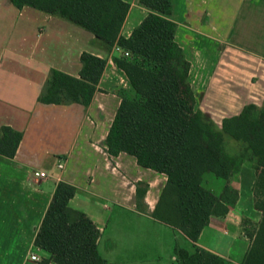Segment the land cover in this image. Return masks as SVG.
Instances as JSON below:
<instances>
[{"label": "crops", "instance_id": "crops-1", "mask_svg": "<svg viewBox=\"0 0 264 264\" xmlns=\"http://www.w3.org/2000/svg\"><path fill=\"white\" fill-rule=\"evenodd\" d=\"M123 1L129 9L120 35L128 38L150 10L140 0ZM171 2L169 18L176 25L174 40L190 64L187 82L195 108L220 127L244 106H261L264 0ZM83 52L106 60L90 103L38 102L51 69L78 77ZM114 55L63 18L0 0V128L22 134L12 158L0 155V264H42L49 257L34 239L59 182L75 188L69 206L85 213L100 231L98 252L107 264H178L176 245L241 264L261 219L254 207L252 164L243 162L228 179L237 201L226 215L210 217L197 242L155 220L152 213L166 175L139 166L127 153L112 157L106 149L121 101L134 97ZM37 169L49 177L29 185ZM211 177L220 183L219 194L225 182ZM138 184L146 186L143 211L137 208ZM31 254L39 261L30 260Z\"/></svg>", "mask_w": 264, "mask_h": 264}, {"label": "trees", "instance_id": "trees-1", "mask_svg": "<svg viewBox=\"0 0 264 264\" xmlns=\"http://www.w3.org/2000/svg\"><path fill=\"white\" fill-rule=\"evenodd\" d=\"M18 9L30 7L63 18L90 32L111 51L114 45L130 53L114 63L126 75L134 97L124 98L105 139L110 156L127 153L139 166L166 175L152 217L179 232L192 243L210 217H221L238 198L228 179L248 161L255 171L254 207L261 219L241 264H264V102L249 104L240 114L224 118L221 126L195 108L187 82L190 64L174 40L176 25L170 20L171 0H140L150 13L128 38L120 35L129 5L123 0H10ZM81 69L72 77L51 69L38 102L87 106L96 91L106 60L88 52L80 55ZM22 134L0 128V155L12 158ZM245 143L244 154L231 155L226 141ZM210 174L225 182L215 194L204 186ZM146 186L137 185V208L143 211ZM75 188L56 185L34 239L48 254L42 264H107L98 252L100 231L81 211L69 206ZM178 264H232L206 250L193 252L175 246Z\"/></svg>", "mask_w": 264, "mask_h": 264}, {"label": "rangeland", "instance_id": "rangeland-1", "mask_svg": "<svg viewBox=\"0 0 264 264\" xmlns=\"http://www.w3.org/2000/svg\"><path fill=\"white\" fill-rule=\"evenodd\" d=\"M245 143L243 142H235L231 139H227L226 141V151L231 154V155H241L244 154V149H245ZM244 158L247 159V155L244 154ZM212 175H207L204 179V186L212 189L214 193H217L219 188H220V183L218 181H215V179H213V177H211ZM219 181H221V179H217ZM250 231L254 230V227L249 229ZM249 231V232H250Z\"/></svg>", "mask_w": 264, "mask_h": 264}, {"label": "built area", "instance_id": "built-area-1", "mask_svg": "<svg viewBox=\"0 0 264 264\" xmlns=\"http://www.w3.org/2000/svg\"><path fill=\"white\" fill-rule=\"evenodd\" d=\"M111 52L114 54H119V55L123 56L124 58L130 57V53L128 51L121 49L117 45L113 46ZM57 167H58V169L61 170L63 168V162H59L57 164ZM48 177H49V174L46 171L39 170V169L33 170L28 177L27 183L29 185H34V184L38 183L39 181L47 179ZM30 260L39 261V258L35 254H31Z\"/></svg>", "mask_w": 264, "mask_h": 264}]
</instances>
